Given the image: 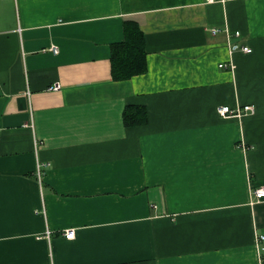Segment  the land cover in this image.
I'll return each instance as SVG.
<instances>
[{"label":"crops","instance_id":"0c3cea01","mask_svg":"<svg viewBox=\"0 0 264 264\" xmlns=\"http://www.w3.org/2000/svg\"><path fill=\"white\" fill-rule=\"evenodd\" d=\"M262 185L264 0H0V264H264Z\"/></svg>","mask_w":264,"mask_h":264},{"label":"trees","instance_id":"16d2710c","mask_svg":"<svg viewBox=\"0 0 264 264\" xmlns=\"http://www.w3.org/2000/svg\"><path fill=\"white\" fill-rule=\"evenodd\" d=\"M125 40L112 46V73L115 80L129 79L148 70L146 40L138 25L126 28ZM146 110L129 108L125 113L127 124L146 120Z\"/></svg>","mask_w":264,"mask_h":264},{"label":"built area","instance_id":"2783aa9c","mask_svg":"<svg viewBox=\"0 0 264 264\" xmlns=\"http://www.w3.org/2000/svg\"><path fill=\"white\" fill-rule=\"evenodd\" d=\"M206 1L207 2H214L216 0H206ZM222 1H225V0H222ZM214 31H216V30L214 29ZM49 50L54 52V53H58L57 47H51ZM243 51L244 52H250L251 48H249L248 46H245V47H243ZM220 66L225 67L226 65L221 63ZM52 88L57 90V89H60L61 86L59 84H56ZM252 109H253L252 106L246 105L243 107V109L238 108V109L232 110L229 106L224 105V106H219L217 110H218L219 115H221L222 117H229L232 115H239L240 113H242V111L246 112V111H250ZM44 165H45V163H41V162L37 163V173H38V178L40 181H41V176H42V173H41L42 169L41 168ZM254 195H255V198L257 199V201L264 200V185L255 188ZM51 234H52L51 229L47 228L46 231L44 232V237H46L47 239L50 240ZM64 235L67 239L75 238V229H67L65 231ZM260 239L264 240V235H260Z\"/></svg>","mask_w":264,"mask_h":264}]
</instances>
